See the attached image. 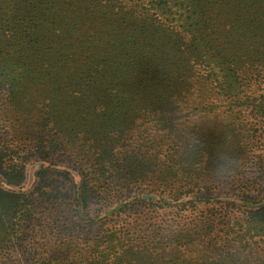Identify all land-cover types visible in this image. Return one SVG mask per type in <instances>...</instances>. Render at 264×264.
<instances>
[{
  "label": "trees",
  "instance_id": "trees-1",
  "mask_svg": "<svg viewBox=\"0 0 264 264\" xmlns=\"http://www.w3.org/2000/svg\"><path fill=\"white\" fill-rule=\"evenodd\" d=\"M19 95L29 98L31 120L11 113L7 102ZM216 110L264 118V0H0V264H73L66 258L75 246L50 239L57 228L82 233L107 220H93L89 210L124 191L110 214L130 209L136 219L156 218L163 206L132 195L138 185L161 188L160 201L188 209L193 201L179 200L192 190L184 184L198 185L207 170L218 183L241 184L230 187L239 190L225 206H248L241 225L263 238L264 158L250 147L256 131L230 125L216 147L201 135L194 148L186 145L190 132H175L174 119ZM149 118L161 132L131 147L134 120ZM188 160L204 165L178 184ZM30 161L39 163L33 189L14 190ZM254 167L261 175L250 173ZM45 212L74 218L40 225ZM177 227L169 238L183 245L190 235Z\"/></svg>",
  "mask_w": 264,
  "mask_h": 264
},
{
  "label": "rangeland",
  "instance_id": "rangeland-1",
  "mask_svg": "<svg viewBox=\"0 0 264 264\" xmlns=\"http://www.w3.org/2000/svg\"><path fill=\"white\" fill-rule=\"evenodd\" d=\"M28 100L29 98L19 95L13 104L7 102L11 108V113L21 119L31 120L34 118L35 116L31 115H34L35 111L28 112ZM230 113L216 110L213 113L214 115L210 116H191L187 120L174 119L175 132L178 130L179 133L185 134V137L187 132H190L193 137L186 145L194 148L196 143L193 139L201 135H211L214 138L213 147H216L220 144L219 140L223 138L222 132H224V135L230 133V125L242 134L256 131L259 137L258 141L250 146L253 147V154L251 155H260L261 158H264V118L248 113ZM153 122L154 120L151 118H149V121L134 120V126L129 133L128 141L131 147L134 144L136 145L141 135L144 136L141 141L145 144H150L153 139L157 138L161 130L155 127ZM226 124L229 125L228 128L224 127ZM193 131L197 132L194 133ZM134 132L137 134H131ZM187 146L182 145L183 148H187ZM185 157L187 159L192 158L189 154H186ZM169 159L170 157L163 153L161 164L169 166ZM57 160L55 159L56 162H58ZM203 165V163L195 160H188L187 174L180 178L183 182H178V184H184L185 179L189 176L195 177L198 175L199 169ZM38 166V162L30 161L26 166L25 178L22 184L13 189L25 193L30 192L35 184V171ZM260 172L256 167L250 170V173L256 176L261 175ZM71 175L74 182H78L79 178L74 173ZM212 178L216 179L212 180ZM251 178L253 179V176ZM219 179L216 177L215 170L213 172L207 170L206 175H201L198 185L184 184L186 189L192 190L187 195L181 196L179 200L191 199L193 203L185 206L188 209L183 210H178L181 205L177 206L174 200L169 197V199H166L168 200L166 203L160 201L161 197H167L160 191L161 188L154 189L155 187L152 184L149 187L138 185L137 188L133 189L132 195L140 194L144 197H151L152 199H149L151 202L163 206V208H157L159 215L156 218L140 217V219H136L137 217L133 215L130 209L122 211L120 214H110L113 211L115 212L120 204L124 203L128 196L127 191H124V193L112 195L100 211L89 210V217L93 220H97L98 215H107L109 217L107 220L101 223L94 221L93 225L82 233L79 229L71 233H59L60 229L57 228L56 233H53L50 239L75 246L70 251L69 257L66 258L67 261H72L73 264H264V237H249L245 227L241 225L243 211L248 206L243 207L240 203L242 207L237 210L230 209L231 206H225V202L230 200L229 196L239 190L237 188L232 191L230 187L238 186L240 183H218ZM254 179L258 180L259 177ZM63 182H67V180ZM208 187L213 188V190H208ZM151 190L153 192H150ZM261 190L260 186L258 190L252 193L256 194ZM157 198L159 200H156ZM198 198L199 200H197ZM196 202L198 203L197 208L191 207ZM210 207H213V211L207 212L206 209ZM195 208L200 212H189ZM176 214L180 215V219L175 218ZM66 215L68 217H65ZM73 218V212H67L65 215L54 214L51 219L48 218L47 212H45L44 218L41 221L39 220V223L42 225L43 223L53 222L65 226L68 223L66 220H73ZM174 219L178 220L179 223L175 224ZM177 226L190 235L188 242L183 245L169 238L172 229L178 228ZM127 230L130 232L128 238L109 241L108 237L112 232L122 234L123 231Z\"/></svg>",
  "mask_w": 264,
  "mask_h": 264
}]
</instances>
